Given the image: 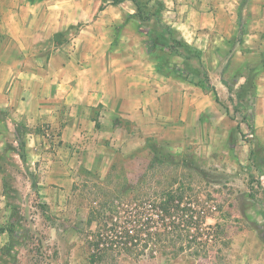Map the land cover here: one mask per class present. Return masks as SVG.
<instances>
[{
  "label": "rangeland",
  "instance_id": "1",
  "mask_svg": "<svg viewBox=\"0 0 264 264\" xmlns=\"http://www.w3.org/2000/svg\"><path fill=\"white\" fill-rule=\"evenodd\" d=\"M56 1L65 2V10H60L68 16L70 12L75 14V19L72 18L75 22L70 25L64 23L65 28L58 31L63 25H48L51 27L49 34L53 36L49 40H41V43H48L51 49L68 45L77 48L76 38L86 25L96 18L111 22L114 17H120L103 25L114 28L117 35H121L124 26L131 31L137 29L139 33L152 29L153 37L160 39V47L150 55L157 61L164 77H171L177 64L175 61L186 57L190 63L193 61L191 64L195 69L185 62L182 67L188 72L197 70L194 73L196 79L203 75L205 65L199 59V53L188 57L191 52L185 47L172 46L175 29L162 22L164 8L161 1L150 0L145 11L157 10L158 16L149 21L141 20V12L139 16L132 0L117 5L112 4V0H81L87 4L74 8L70 4L74 0ZM13 2H19V6H25L27 2H44L49 6L53 0H0V18L8 14L9 5ZM43 10L47 8H38V12ZM161 23L171 27L173 34L162 28ZM40 27L47 25L33 24L34 31ZM142 34L147 46L149 38L144 32ZM237 38L238 35L232 37V43ZM20 44L13 39L10 47L19 49ZM21 45L27 46L25 41ZM253 58L252 71L226 80V90L218 102L221 112L215 113L218 115H213L214 119L207 116L208 122L204 124L201 118L185 121L181 118L185 114L181 110L178 112L184 107L180 104L172 106V109H178L177 113L171 112V117L176 118L178 114L179 119L171 125L157 123L159 116H151L153 120L148 121L142 119L143 124L141 120L136 123L122 118L107 127L105 131L111 134L97 137L91 148H77L75 154L64 159L66 174H69L66 184L63 182L66 179L62 172L64 169L52 164L58 151V147L53 148L56 141L52 142L51 148L43 150L46 154H42L38 161L31 162L26 156L23 135L30 129L22 122L20 134L15 132V142L11 128L3 124L6 144L0 152L3 177L0 264H90V249L85 237L95 228V223L89 224L88 220L90 209L98 199L94 183L100 177H107L105 185L116 181L135 183L145 178L160 186L185 176L195 190L189 195L204 211L206 234L203 239L207 240L200 255L191 248L178 257H171L169 245L167 250H158L155 256L149 250L145 255L116 253L102 264H252L254 257L262 260L264 144L256 140L255 126L248 117L255 97L253 79L249 77L261 69L264 55L262 59L259 55ZM42 62H46L45 57ZM154 157H157L156 161ZM151 160L154 168L147 170ZM113 164H117L119 169L108 175ZM120 168H126L125 172ZM85 182H88L86 187L83 185Z\"/></svg>",
  "mask_w": 264,
  "mask_h": 264
},
{
  "label": "crops",
  "instance_id": "2",
  "mask_svg": "<svg viewBox=\"0 0 264 264\" xmlns=\"http://www.w3.org/2000/svg\"><path fill=\"white\" fill-rule=\"evenodd\" d=\"M159 1L164 8L162 22L175 29L176 38L200 51L220 101L227 87L226 80L252 71L255 55L262 59L264 0ZM84 3L70 1L72 8ZM18 4L10 3L8 14L0 18V152L6 144L3 124L11 128L17 142L15 132L20 134L19 126L24 122L30 129L23 134L29 161H38L46 154L43 150L51 148L56 141L53 148L58 147L57 155L50 162L64 169L66 184L69 174H66L64 159L75 154L77 148H91L97 137L111 134L105 131L107 127L122 118L136 123L141 120L143 124L142 119L148 121L153 120L151 116H159L157 123L171 125L179 119L178 114L176 118L171 117V112L177 113L178 109L172 106L180 104L184 105L178 110L185 114L182 119L201 118L204 124L208 122L207 116L221 112L213 92L175 74L171 77L161 74L142 32L124 26L121 35H117L114 28L103 25L120 17L113 16L111 22L96 18L86 25L76 38L77 48L68 45L51 49L48 43H41L53 36L49 34L50 26L74 24L75 14H64V1L53 0L49 6L44 2ZM43 7L47 10L38 12ZM33 24L47 27L34 31ZM64 25L56 31L64 29ZM237 35L239 38L232 43V37ZM13 39L21 44L25 41L27 46L20 44L18 51H13L16 50L10 47ZM44 57L46 62H42ZM188 59L175 61V65L182 67L185 62L195 69L193 61L191 64ZM253 86L255 97L248 118L255 126L256 140L264 144L263 64L255 72ZM2 191L0 173V198ZM260 259L254 257L251 262L263 264L264 256Z\"/></svg>",
  "mask_w": 264,
  "mask_h": 264
},
{
  "label": "trees",
  "instance_id": "3",
  "mask_svg": "<svg viewBox=\"0 0 264 264\" xmlns=\"http://www.w3.org/2000/svg\"><path fill=\"white\" fill-rule=\"evenodd\" d=\"M123 1L125 0H112L111 3L119 4ZM132 1L137 6L139 16L141 12V20L149 21L158 16L157 10L145 11L150 0ZM160 25L169 34H173L171 27L164 23ZM142 32L149 38L150 52L160 47V39L153 37L152 29H144ZM172 46H183L191 52L188 57L199 53L198 57L201 58L200 51L192 48L182 39L173 37ZM171 73L201 86L208 92H213L216 100L221 102L206 70L198 79L195 78L193 71L188 72L186 68L179 66H175ZM254 75L255 73H252L249 78L253 79ZM156 159L157 157H154L155 161ZM149 166L147 170L154 168L153 160ZM116 169H119L117 164H113L108 175ZM120 169L123 172L126 170V168ZM105 178L100 177L94 183L98 199L90 209L88 223H95V228L85 237L90 249L88 256L90 264H102L109 256L116 253L131 252L145 255L149 250L155 256L158 250H165L169 245H171L169 248L171 257H178L191 248L195 249L197 255L201 254L207 241L203 239L206 234V217L203 209L196 205L191 194L189 195L195 190L185 176L160 186L152 184L145 178L135 183L116 181L105 185ZM87 184L88 182L83 183L84 187Z\"/></svg>",
  "mask_w": 264,
  "mask_h": 264
}]
</instances>
